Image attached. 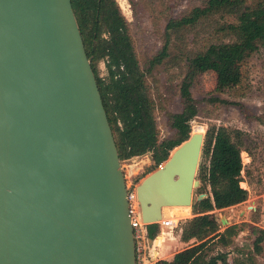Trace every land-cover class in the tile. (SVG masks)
<instances>
[{
  "label": "water",
  "instance_id": "1",
  "mask_svg": "<svg viewBox=\"0 0 264 264\" xmlns=\"http://www.w3.org/2000/svg\"><path fill=\"white\" fill-rule=\"evenodd\" d=\"M204 137L191 132L135 187L152 259L149 225L164 207L193 208ZM0 264H135L121 162L71 0H0Z\"/></svg>",
  "mask_w": 264,
  "mask_h": 264
},
{
  "label": "trees",
  "instance_id": "2",
  "mask_svg": "<svg viewBox=\"0 0 264 264\" xmlns=\"http://www.w3.org/2000/svg\"><path fill=\"white\" fill-rule=\"evenodd\" d=\"M71 5L120 162L132 161L143 155L149 157L145 173L136 175L135 181L155 170L176 146L190 136L191 120L198 112L191 93L193 83L212 70L216 75L215 91L237 88L244 78L246 58L258 47H264V0H206L187 14L170 19L165 27L166 37L171 31L194 25L200 19L214 14L228 13L234 15L236 21L226 25L234 36L233 40L211 43L188 58L179 84L182 108L169 115L174 135L160 139L154 115L155 104L148 90L145 72L167 57V41L149 60V66L144 71L133 50L127 20L116 0H71ZM101 60L106 68L105 77L99 76L96 68ZM202 157L207 160V164L199 167L198 177L202 184L199 192H206V197L193 203L196 215L178 223L180 240H195L197 243L179 250L171 260L160 259L156 264H223L226 255L211 254L207 246L212 242L227 246L238 233L236 224L220 231L218 219L204 213L234 206L247 198V190L239 185L242 181V162L231 129L224 126L208 128ZM241 186H245L244 182H241ZM148 228L151 236L159 233L158 224H151ZM257 230L259 235L253 244L255 251L259 252L264 229Z\"/></svg>",
  "mask_w": 264,
  "mask_h": 264
},
{
  "label": "rangeland",
  "instance_id": "3",
  "mask_svg": "<svg viewBox=\"0 0 264 264\" xmlns=\"http://www.w3.org/2000/svg\"><path fill=\"white\" fill-rule=\"evenodd\" d=\"M116 1L127 20L133 50L141 69L146 71L149 60L158 53L165 41L168 43L167 57L149 72H145V78L155 104L154 115L159 138L172 137L175 130L170 126L169 115L179 112L182 108L179 84L184 76L188 58L211 43L233 40L234 36L227 30L226 25L234 23L235 16L228 13L210 15L194 25L171 31L166 37L165 27L170 19L187 14L192 8L203 5L206 0ZM96 68L99 76H106L102 60L97 63ZM243 69L244 78L241 85L227 91L214 90L216 75L212 70L205 72L200 80L193 83L191 93L196 100L198 112L191 120V132L194 125L200 126L201 132L204 133L212 126L231 129L240 150L241 178L247 190L245 201L204 212L218 219L220 231L232 224L238 226V233L232 237L229 245L209 243V253H224L226 257L223 264H264V237L259 244V252L255 251L253 244L255 237L259 235L257 229H264L263 46L258 47L246 58ZM122 163L131 164L134 173L142 174L149 164V157L142 156L130 163ZM202 164H207V160L201 156L196 172V179L199 181L198 171ZM201 185L200 181V186L194 189L193 202L200 193ZM206 188L208 191L209 187ZM202 193L206 195V192ZM194 210L190 207L189 215L182 217L180 224L196 215ZM169 214L171 211L166 209L165 215ZM180 224L174 229V233L180 232ZM160 237L158 243L163 242V237ZM194 241H188L187 245L197 243Z\"/></svg>",
  "mask_w": 264,
  "mask_h": 264
},
{
  "label": "built area",
  "instance_id": "4",
  "mask_svg": "<svg viewBox=\"0 0 264 264\" xmlns=\"http://www.w3.org/2000/svg\"><path fill=\"white\" fill-rule=\"evenodd\" d=\"M146 156V155H143ZM142 157L138 156L135 157L132 161L135 159ZM127 163H130L131 161H126ZM122 173L125 181V187L127 191V200L129 204V214H130V224L133 228V237L135 242V264H156V248L154 251L153 259L149 255L148 245H147V237L144 233L143 223L141 221L140 217V210H139V204L136 199L135 194V187L138 184V181H135L137 173L133 172V167L131 164H121ZM184 218V217H183ZM182 219V217H178L175 214H169L165 215L162 211V219L155 224H158L159 226V233L156 235H160V231L162 228L166 229H174L177 227L179 221ZM154 235V236H156ZM158 244V243H157Z\"/></svg>",
  "mask_w": 264,
  "mask_h": 264
},
{
  "label": "crops",
  "instance_id": "5",
  "mask_svg": "<svg viewBox=\"0 0 264 264\" xmlns=\"http://www.w3.org/2000/svg\"><path fill=\"white\" fill-rule=\"evenodd\" d=\"M174 229H161L160 235L163 237V242L157 244L156 260H171L176 252L189 246L187 245L188 242H183L180 240V232L174 233Z\"/></svg>",
  "mask_w": 264,
  "mask_h": 264
},
{
  "label": "bare ground",
  "instance_id": "6",
  "mask_svg": "<svg viewBox=\"0 0 264 264\" xmlns=\"http://www.w3.org/2000/svg\"><path fill=\"white\" fill-rule=\"evenodd\" d=\"M201 131V127L200 126H197V125H194L192 127V132H200ZM137 169V168H136ZM140 169V168H139ZM166 209H169L171 211V214H175L177 215L178 217H184V216H187L189 215L190 213V206H169V207H164L162 209V211L164 212L165 214V210ZM168 214V213H167ZM160 237V236H158ZM157 237L156 239V242L158 243L159 241V238ZM161 238V237H160Z\"/></svg>",
  "mask_w": 264,
  "mask_h": 264
}]
</instances>
